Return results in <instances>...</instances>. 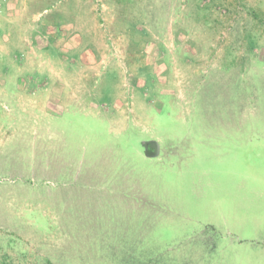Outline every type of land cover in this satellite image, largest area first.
I'll list each match as a JSON object with an SVG mask.
<instances>
[{"label": "rangeland", "instance_id": "1", "mask_svg": "<svg viewBox=\"0 0 264 264\" xmlns=\"http://www.w3.org/2000/svg\"><path fill=\"white\" fill-rule=\"evenodd\" d=\"M0 264H264V0H0Z\"/></svg>", "mask_w": 264, "mask_h": 264}]
</instances>
